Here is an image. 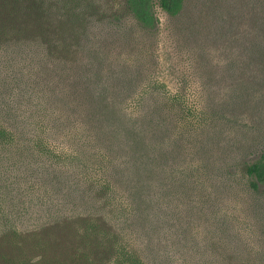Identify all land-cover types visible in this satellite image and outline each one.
<instances>
[{
  "label": "rangeland",
  "instance_id": "rangeland-1",
  "mask_svg": "<svg viewBox=\"0 0 264 264\" xmlns=\"http://www.w3.org/2000/svg\"><path fill=\"white\" fill-rule=\"evenodd\" d=\"M259 3L186 0L176 17L157 4L156 33L134 25L130 41L93 39L79 61L85 83L71 82V110L58 104L59 121L45 133L50 144L42 155L53 163L39 159L35 172L17 185L25 198H47L51 213L27 219L20 228L0 227L32 231L59 221L49 234L27 241V257L84 264L81 224H76L78 232L70 224L92 217L114 223L141 248L148 264H160L167 246L171 250L186 231L196 245L190 257L197 264H219L214 235L208 234L218 219L210 216L235 222L233 215L239 224L250 223L248 230L256 226L245 203L248 194L230 184L241 179L247 161L264 152V60L256 53V41L264 40V21L256 17ZM3 15L0 10V23ZM193 49L199 51L206 78L192 64ZM243 58L252 61L251 67L230 66ZM154 82L160 94L141 96ZM163 94L175 95L174 112L163 107ZM206 117L210 129L196 131ZM48 170L57 176L51 184ZM39 171L45 182L37 178ZM246 234L251 245L260 246L257 231Z\"/></svg>",
  "mask_w": 264,
  "mask_h": 264
},
{
  "label": "trees",
  "instance_id": "trees-1",
  "mask_svg": "<svg viewBox=\"0 0 264 264\" xmlns=\"http://www.w3.org/2000/svg\"><path fill=\"white\" fill-rule=\"evenodd\" d=\"M157 4L176 17L185 8L186 0H0L5 17L0 23V227L10 224L20 228L27 219L40 220L51 213L47 198H25L22 192L18 194L17 185L35 172L32 168L44 158L42 153L50 144L45 133L58 117L54 110L58 104L71 110L68 88L71 82L80 87L85 83L79 61L85 50H90L93 39L117 37L130 41L129 31L134 25L156 33L160 23ZM256 17L264 21V0L256 8ZM256 47V53L264 60V40H257ZM190 54L192 64H197L206 78L204 67L199 65V51L193 49ZM251 62L243 58L238 63L235 60L229 63L231 67H251ZM156 85V82L146 85L140 95L147 99L160 94L155 91ZM161 99L163 107L174 112L175 95L163 94ZM210 124L206 117L205 123L194 129H210ZM170 145L175 149V141ZM44 159L53 163L47 157ZM10 168L20 172H10ZM48 173L47 183L51 184L49 181L54 182L57 176L52 171ZM38 175L45 182L43 171ZM240 177L230 185H240L248 194L245 203L252 207L256 226L248 230L250 223L239 224L241 219L233 215L231 219L235 222L215 214L210 216L218 220L208 230L209 238L214 235L213 250L215 246L214 251L219 252L216 256L221 258L219 264H264V152L245 163ZM47 189L50 190L48 184ZM58 222L42 224L32 231L1 228L0 264H57L38 255L27 257L26 253L30 238L49 234ZM76 224H81L79 233L84 245L80 257L84 264H148L141 248L110 220L83 218L73 221L70 230L78 232ZM246 231L258 232L260 246L250 244ZM169 247L171 250L167 246L160 264L199 261L190 257L196 245L189 242L187 231Z\"/></svg>",
  "mask_w": 264,
  "mask_h": 264
}]
</instances>
